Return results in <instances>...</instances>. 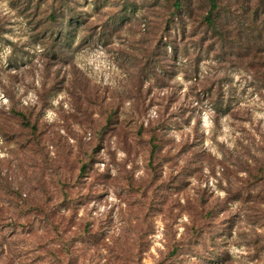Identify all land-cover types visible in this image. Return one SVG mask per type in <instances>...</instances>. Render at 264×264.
Listing matches in <instances>:
<instances>
[{"label":"rangeland","instance_id":"1","mask_svg":"<svg viewBox=\"0 0 264 264\" xmlns=\"http://www.w3.org/2000/svg\"><path fill=\"white\" fill-rule=\"evenodd\" d=\"M167 1L0 0V264H264V74Z\"/></svg>","mask_w":264,"mask_h":264},{"label":"trees","instance_id":"2","mask_svg":"<svg viewBox=\"0 0 264 264\" xmlns=\"http://www.w3.org/2000/svg\"><path fill=\"white\" fill-rule=\"evenodd\" d=\"M171 10V21L176 17H183L184 12L189 16L193 14V0H168ZM189 2V7H187ZM238 6L242 20L238 23L235 16L236 6L232 4H222L221 0H208L207 8L202 16V25L207 35L209 34L212 41L219 43L223 49L232 51L234 57L242 58L248 66L261 68L264 74V0H248L247 3L242 1ZM53 17V16H52ZM124 17L121 18V20ZM242 22V27L240 23ZM170 22L159 27L160 37L170 33ZM161 39V38H160ZM158 52L160 47H156ZM25 121L26 115L18 112ZM26 123V122H25ZM156 146L153 147L154 152Z\"/></svg>","mask_w":264,"mask_h":264}]
</instances>
